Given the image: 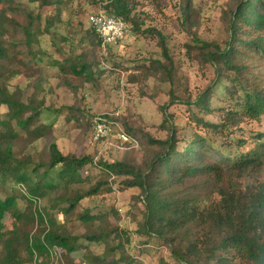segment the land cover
<instances>
[{"label":"trees","instance_id":"16d2710c","mask_svg":"<svg viewBox=\"0 0 264 264\" xmlns=\"http://www.w3.org/2000/svg\"><path fill=\"white\" fill-rule=\"evenodd\" d=\"M87 1L123 18L130 33L141 31L142 23L133 15L136 7L131 0ZM189 9L186 5V21ZM2 18L0 10V37L6 35ZM229 30L230 38L223 46L196 37L202 56L215 68V79L194 99L179 100L172 89L161 123L168 134L165 138L148 135L153 151L143 164L64 153L56 142L50 144L46 161L20 158L15 151L20 135L26 133L35 140L44 134L32 126L45 105L40 106L32 97L28 101L22 96L20 100L15 96L5 99L0 89V107H12L0 117V264H25L28 258L45 264L54 248L71 255L85 248L84 242L105 244L106 251L127 252L132 232L112 223L108 214L88 208L79 212L77 221L86 231L76 235L67 230L65 221L40 206L51 191L63 187L67 205L62 212L68 216L79 210L82 200L113 191L117 177L124 178L119 182L121 189L140 190L137 202L143 221L138 233L168 246L171 258L179 264H264V181L256 177L264 170V131L242 126L245 120L264 121V80L246 61H264V0H239L230 12ZM26 31L30 37V30ZM92 33L97 40L92 45L95 47H70L63 63H51L64 70V85L69 90H86L106 72L100 57L101 39L93 27ZM158 35L168 63L153 60L151 66L162 72L161 81L174 83V61L165 36L161 32ZM26 43L31 46L28 38ZM7 58V49L0 44V61L5 59L9 66L12 61ZM110 58L108 63L114 68L113 52ZM175 101L193 105L201 113L217 110L220 120L205 119L191 110L196 129L186 135L185 124L176 123L168 111V105ZM103 116L113 122L119 119ZM90 167L98 172L94 182L88 188L75 189L76 184L93 180ZM8 213H13L14 223L3 237ZM110 214L119 217L115 210ZM111 238L115 243H108ZM83 260L88 264H136L134 259L126 262L93 253H86Z\"/></svg>","mask_w":264,"mask_h":264},{"label":"rangeland","instance_id":"374dc122","mask_svg":"<svg viewBox=\"0 0 264 264\" xmlns=\"http://www.w3.org/2000/svg\"><path fill=\"white\" fill-rule=\"evenodd\" d=\"M131 1L136 7L133 15L142 23L141 31H132L128 37L110 45L107 55L99 48L106 72L95 85L90 84L82 91L66 88L64 70L51 63L55 60L63 63L70 47L76 50L82 45L95 47L92 46L96 38L89 15L105 8L87 0H3L0 3L6 32L0 37V44L6 47L7 59L12 61L9 66L5 59L0 61V89L5 99L15 96L20 100L22 96V100L28 101V97H32L40 106L45 105L32 126V129L43 130L44 134L34 140L22 133L15 142V151L20 158L46 161L50 144L56 142L64 153L90 154L95 160L128 159L143 164L153 151L148 135L165 138L168 134L161 123L163 107L170 102L172 89L179 100L194 99L209 89L215 79V68L202 56L196 37L223 46L231 35L230 12L236 9L239 0ZM186 5L190 8L188 21L184 19ZM149 28L155 31L149 32ZM26 29L30 30V37L26 36ZM158 32L165 36L169 55L174 61V83L161 81L162 72L151 66L153 60L168 63ZM27 38L31 46L26 43ZM112 52L114 68L108 63ZM246 61L255 70V75L264 80V61L259 58ZM213 103H217L216 98ZM168 108L176 123L185 124L186 135L196 129L191 121V110L205 119L220 120L217 110L201 113L193 105L188 107L180 101L170 103ZM5 111H12V107H0V117ZM106 114L119 117L118 122L114 121L113 134L96 141L93 119ZM242 126L246 130L264 131V121L245 120ZM121 130H127L133 141L121 143L116 136ZM89 171L93 180L76 184L75 189L88 188L94 182L98 172L94 167ZM256 177L264 181V170ZM123 179L114 178L113 191L82 200L79 210L68 216L62 212L67 205L63 187L51 191L40 201V206L65 221L67 230L76 235L86 231L77 221L79 212L88 208L94 213L108 214L112 223L132 232L128 251H106L105 244L84 242L85 248H79L71 255L61 248H54L45 264H88L83 260L86 253L116 256L126 262L134 259L136 264H179L171 258L168 246L138 233L143 221V212L137 202L140 190L121 189L119 182ZM114 210L118 212V218L110 214ZM13 223L14 215L8 213L2 227L3 237L10 233ZM108 243H115V239L111 238ZM25 264H38V260L28 258Z\"/></svg>","mask_w":264,"mask_h":264},{"label":"built area","instance_id":"2783aa9c","mask_svg":"<svg viewBox=\"0 0 264 264\" xmlns=\"http://www.w3.org/2000/svg\"><path fill=\"white\" fill-rule=\"evenodd\" d=\"M89 23L98 33L101 39V48L107 55L108 48L116 44L130 33V27L127 22L119 17L110 14L106 10H99L89 15ZM114 122L104 116H98L93 119V138L101 140L113 134ZM121 143H130L132 138L124 130L116 134Z\"/></svg>","mask_w":264,"mask_h":264}]
</instances>
